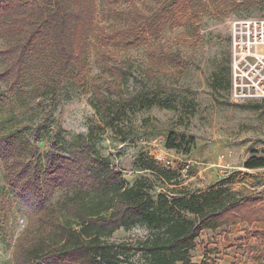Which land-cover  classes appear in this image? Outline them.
<instances>
[{"label": "trees", "instance_id": "obj_1", "mask_svg": "<svg viewBox=\"0 0 264 264\" xmlns=\"http://www.w3.org/2000/svg\"><path fill=\"white\" fill-rule=\"evenodd\" d=\"M205 1L102 0L107 18L115 19L105 25L99 21L98 0H0V84L12 95H26L34 106L43 99L57 103L65 82L84 84L94 49L96 66L103 72L91 85L96 109L113 124L123 105L108 96L118 95V85L106 76L125 75L114 49L147 44L149 72L180 64L179 53L148 43L170 20L197 25L207 12ZM155 102L151 99L149 106ZM48 123L47 118L30 132L0 131L5 182L27 219L14 242L11 264H121L132 250L147 254L149 264H191V251L202 232L238 221L264 224L260 199L217 201V192L155 198L146 178L128 186L122 169L101 160L87 139L79 140L72 156L55 150V143L42 156L37 142ZM245 167L264 168V157L250 158ZM146 169L167 177L156 166L147 164ZM58 191L63 193L52 204ZM7 204L0 197V212H5L0 228L8 220ZM185 212L194 217L187 218ZM62 217L75 220L80 228ZM139 223L151 231L143 243L109 241L120 229Z\"/></svg>", "mask_w": 264, "mask_h": 264}, {"label": "rangeland", "instance_id": "obj_2", "mask_svg": "<svg viewBox=\"0 0 264 264\" xmlns=\"http://www.w3.org/2000/svg\"><path fill=\"white\" fill-rule=\"evenodd\" d=\"M98 5L99 21L114 23V18H107L102 0ZM204 5L207 12L197 25L170 20L148 43L179 53L180 64L169 63L149 72L147 44L114 49L125 75L123 79L106 76L118 85V95L108 96L123 105L113 124L96 109L91 85L103 72L96 66L93 49L84 84L65 82L57 103L43 99L40 106H34L26 95H12L0 84V131L30 132L48 118L37 142L42 156L53 143L55 150L72 156L79 140L87 139L101 160L122 169L128 186L148 179L155 198L159 194L172 198L217 192V201L260 199L264 203V168L245 167L250 158L264 157V100H234L230 56L232 24L263 18L264 0H206ZM151 99L156 102L149 106ZM169 144L173 149L167 147ZM160 152L168 155L172 167L164 168L154 161L153 156ZM147 164L164 170L167 177L162 179L146 169ZM187 164L189 168L183 171ZM62 193L56 192L51 203L55 204ZM0 197L9 206L7 223L0 228V264H11L14 242L27 219L5 182L1 160ZM4 214L0 212V220ZM184 215L194 217L188 212ZM62 221L80 228L75 220L62 217ZM217 231L202 232L191 251V264H264L263 223L238 221ZM150 234V227L139 223L120 229L109 241L138 246ZM122 258L121 264H149L148 255L135 250Z\"/></svg>", "mask_w": 264, "mask_h": 264}, {"label": "built area", "instance_id": "obj_3", "mask_svg": "<svg viewBox=\"0 0 264 264\" xmlns=\"http://www.w3.org/2000/svg\"><path fill=\"white\" fill-rule=\"evenodd\" d=\"M231 91L236 102L264 100V17L235 21L230 35ZM154 161L164 168L173 166L165 153ZM187 164L182 169L186 171Z\"/></svg>", "mask_w": 264, "mask_h": 264}, {"label": "crops", "instance_id": "obj_4", "mask_svg": "<svg viewBox=\"0 0 264 264\" xmlns=\"http://www.w3.org/2000/svg\"><path fill=\"white\" fill-rule=\"evenodd\" d=\"M216 232H218V231L216 230ZM220 247L222 248V245ZM225 247H227V246H225Z\"/></svg>", "mask_w": 264, "mask_h": 264}]
</instances>
